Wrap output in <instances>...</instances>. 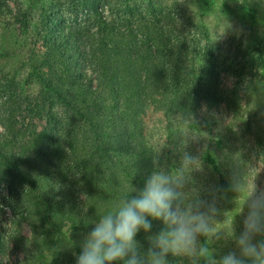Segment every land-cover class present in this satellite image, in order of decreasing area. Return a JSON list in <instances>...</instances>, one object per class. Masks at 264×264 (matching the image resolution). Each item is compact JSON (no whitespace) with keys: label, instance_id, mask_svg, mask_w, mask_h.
<instances>
[{"label":"trees","instance_id":"obj_1","mask_svg":"<svg viewBox=\"0 0 264 264\" xmlns=\"http://www.w3.org/2000/svg\"><path fill=\"white\" fill-rule=\"evenodd\" d=\"M31 1L0 0V264L14 256L17 264H75L94 224L162 170L145 135L153 95L165 92L196 119L215 107L225 76L257 83L264 95V34L245 5L251 39L226 50L179 1ZM11 32L20 35L18 55L1 42ZM14 56L21 61L10 68ZM161 228L154 221L138 233L142 260ZM200 238L207 253L199 263L209 264Z\"/></svg>","mask_w":264,"mask_h":264},{"label":"rangeland","instance_id":"obj_2","mask_svg":"<svg viewBox=\"0 0 264 264\" xmlns=\"http://www.w3.org/2000/svg\"><path fill=\"white\" fill-rule=\"evenodd\" d=\"M50 2L51 0H44ZM172 5L179 1L181 8L190 15L196 26L207 31L211 42L222 48L236 49L237 45L250 41L252 28L242 10L247 6L258 16V33L263 36L264 0H164ZM24 7L31 0H10ZM35 7L33 14H35ZM2 40L3 48L10 53H20L19 34L11 32ZM21 57L14 56L9 66L19 65ZM257 83L240 82L223 77L217 89V101L212 110L204 109L196 118L172 104L169 96L156 92L144 116L145 135L163 160V172L182 177L183 187L180 207L199 205L209 216L211 233L205 236L210 263L218 262L235 248L246 211L249 193L255 189L264 191V95ZM195 123V128L192 124ZM185 155L194 162L185 166ZM208 156L215 165L209 163ZM217 169H216V168ZM222 179L228 185L222 189ZM25 235L29 231L25 228ZM264 237H257L261 239ZM198 248L202 249L199 237ZM183 264H200V254L180 255ZM21 259V258H20ZM11 264L18 258L12 257Z\"/></svg>","mask_w":264,"mask_h":264},{"label":"clouds","instance_id":"obj_3","mask_svg":"<svg viewBox=\"0 0 264 264\" xmlns=\"http://www.w3.org/2000/svg\"><path fill=\"white\" fill-rule=\"evenodd\" d=\"M194 157L185 155L183 164L191 165ZM183 187L182 177L160 171L153 172L143 187L131 199L123 201L115 211L103 215L83 238L75 264H167L169 255L195 256L206 254L197 247L199 237L212 229L209 216L199 205L180 207L178 201ZM234 250L214 264H264V191L249 193L246 211ZM162 228L150 238L149 259L140 258L138 233H150L153 222Z\"/></svg>","mask_w":264,"mask_h":264}]
</instances>
